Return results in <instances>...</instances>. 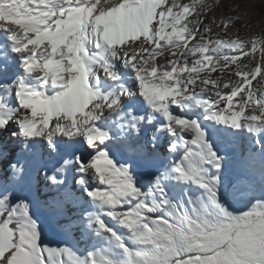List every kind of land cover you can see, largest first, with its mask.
Returning a JSON list of instances; mask_svg holds the SVG:
<instances>
[{
  "label": "snow or ice",
  "instance_id": "snow-or-ice-1",
  "mask_svg": "<svg viewBox=\"0 0 264 264\" xmlns=\"http://www.w3.org/2000/svg\"><path fill=\"white\" fill-rule=\"evenodd\" d=\"M224 7L0 0L4 47L24 72L3 85L16 87L18 107L0 115V264H264V88L253 87L264 80V39L232 38L241 17L228 15H213L227 38L218 35L205 20ZM257 52L262 63L249 68L243 58ZM117 64L133 71L135 87ZM195 110L200 118L190 119ZM201 118L215 125L213 140ZM244 132L254 143L239 140ZM44 142L54 162L42 174L55 195L36 202L13 150ZM232 151L240 167L222 179ZM173 186L182 189L176 201ZM245 200L247 211L230 207ZM40 214L61 231L107 237L105 246L83 257L46 246Z\"/></svg>",
  "mask_w": 264,
  "mask_h": 264
},
{
  "label": "bare ground",
  "instance_id": "bare-ground-1",
  "mask_svg": "<svg viewBox=\"0 0 264 264\" xmlns=\"http://www.w3.org/2000/svg\"><path fill=\"white\" fill-rule=\"evenodd\" d=\"M249 36V35H247ZM246 36V37H247ZM5 37L3 34H0V68H6L5 71H0V97H3V103L5 105L4 110L9 113L10 110L15 109L18 107L17 99H16V87H12L11 90L6 89L3 87V85H13L14 82L18 83V78L24 76L23 69L20 64L19 57L15 56L14 54L10 53L7 48L4 47V41ZM162 59V57H159V60H157V63ZM117 70L121 74V76L124 78L125 82L130 83L132 87H135V80H134V73L130 69H124L121 65H116ZM213 76H219L218 74H212ZM29 83H33V86H36L34 82L28 81ZM188 117L191 118H200L199 116V110H195L193 112L186 113ZM202 127H204L208 131V138L209 140H213L214 133L212 129L215 127L214 124L211 122L203 121L201 118ZM239 140L247 144L250 140L254 143V140L252 137L249 136L248 133L244 132L241 134H238ZM45 143V142H44ZM43 146V143L41 145L35 146L32 148L30 152H21L20 148L17 147L13 150V158H16L17 156L22 160V162L25 165V172H26V183L28 188L30 189L29 195L33 201H36L34 193L35 190L43 191L47 187V183H45L44 175L42 174L45 170H47L49 173H51L52 170V164L53 160L50 158L47 151L45 152H39V149L41 150ZM216 147L222 148L220 145H215ZM231 151V150H230ZM233 153V161L232 164L228 166V169L231 172H234L235 169L238 170L239 166L236 167L234 162L239 160V155L232 151ZM114 159H116L115 156H113ZM35 168L38 169V172L35 171ZM36 174H40L41 178H37ZM136 176V184L138 187L142 188L144 190V187L148 185L149 177L144 175L143 173L134 174ZM36 177V179H35ZM34 183V184H33ZM106 222L113 227L116 232L119 235H123V233H127V230L117 225L115 222L108 220L106 217ZM75 237H71L69 235L67 237V247L71 248L73 251L77 252L80 256H85L89 251H92L94 249H99L102 246H105L107 237L104 239L97 238L93 233L89 232L88 236L85 238L81 237V234L79 233L78 228L75 229ZM78 238L80 241V250H74L73 246L75 244V239ZM127 242V241H126ZM47 246L53 247V248H60V241L57 234L50 230L47 234V240H46ZM108 247L112 249L113 252V258L116 260L123 261L125 259L124 253L115 248L114 243L108 244ZM129 247H131L129 245Z\"/></svg>",
  "mask_w": 264,
  "mask_h": 264
},
{
  "label": "rangeland",
  "instance_id": "rangeland-1",
  "mask_svg": "<svg viewBox=\"0 0 264 264\" xmlns=\"http://www.w3.org/2000/svg\"><path fill=\"white\" fill-rule=\"evenodd\" d=\"M181 2L192 3L193 0H181ZM206 2L214 4L215 0H206ZM222 2L225 5L224 9L217 11L214 14H209V17L207 20H205V23L212 24L213 15H215L217 21L223 19L225 15L239 16L241 17V19L235 22V25L231 28V31L229 33V35H231L232 38H236L237 36H239L240 38L246 41H250L252 39H257V40L264 39V0H245L244 2L240 0H222ZM190 18H193V17H190ZM212 27L218 35H220L223 38H227L226 36H224V32L222 30L217 29L216 24H212ZM248 46L250 47V44ZM243 59L246 62H248L249 68H253L257 64L262 63L259 52L255 54V59H252L249 57H245ZM157 60H159V57L157 58ZM217 73L219 74V72ZM217 73H214V74H217ZM253 87L264 88V80H262V78L258 76L256 80L253 81ZM4 107H5L4 103L0 104V115L2 114V112H4ZM44 144H46V142L43 143V146L41 147L42 149L41 150L39 149V152L46 151ZM230 155H231V160L225 162V172H224V176L222 177V179H227L231 177L236 171L235 169L234 172H231L228 169V166L232 164V161H233V153H231ZM234 164L236 167L238 166L240 167V164H241L240 157L238 161L236 160L234 162ZM35 171L38 172V169L35 168ZM36 177L41 178L40 174H36ZM45 183L47 182L45 181ZM147 188H148V185L144 187V190L147 191ZM181 193H182V189L178 187H174V186L169 187V196L171 199L175 200V198L177 196L179 197ZM54 195L55 194L53 192L46 191V188L43 191H39L36 189L34 193L36 202H38L39 200L49 201ZM242 202L243 201L233 202L230 205V207L232 208L234 212H244L245 211L244 208L241 209ZM40 224L42 228V233H41L42 242L46 246H47V243H46L47 234L50 230L54 231L59 237L60 248L67 247L66 240L69 235H71V237H75L74 235L76 233L75 231L76 228H73L71 232H64L59 229H56L53 223L51 222V220L46 215L40 214ZM122 236L127 238L128 233H123ZM79 244H80V241L78 240V238H76L73 249L80 250L81 247ZM129 245L132 247L130 242H129Z\"/></svg>",
  "mask_w": 264,
  "mask_h": 264
},
{
  "label": "trees",
  "instance_id": "trees-1",
  "mask_svg": "<svg viewBox=\"0 0 264 264\" xmlns=\"http://www.w3.org/2000/svg\"><path fill=\"white\" fill-rule=\"evenodd\" d=\"M240 1L244 2L245 0H240ZM181 195H182V193H181ZM181 195H180V196H181ZM180 196H179V197L177 196V197L175 198L174 201L178 200V199L180 198ZM241 205H242V206H241V209L244 208V210L247 211V210H249V209L251 208V206H252V201H251V200H245V201H243V202L241 203Z\"/></svg>",
  "mask_w": 264,
  "mask_h": 264
}]
</instances>
